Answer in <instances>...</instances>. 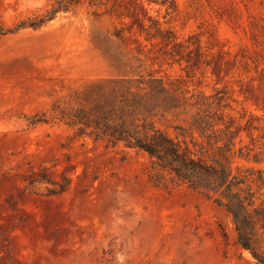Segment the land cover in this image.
<instances>
[{
  "label": "rangeland",
  "instance_id": "374dc122",
  "mask_svg": "<svg viewBox=\"0 0 264 264\" xmlns=\"http://www.w3.org/2000/svg\"><path fill=\"white\" fill-rule=\"evenodd\" d=\"M49 1L0 0V20L13 26ZM176 2L83 0L0 36V264H255L212 197L155 181L147 153L77 135L70 118L114 103V78L142 71L137 55L162 53L143 32L153 19L191 46L147 69L226 88L236 109L264 116V0ZM260 158L239 164L264 168ZM256 244L264 250V233Z\"/></svg>",
  "mask_w": 264,
  "mask_h": 264
},
{
  "label": "trees",
  "instance_id": "16d2710c",
  "mask_svg": "<svg viewBox=\"0 0 264 264\" xmlns=\"http://www.w3.org/2000/svg\"><path fill=\"white\" fill-rule=\"evenodd\" d=\"M82 1L50 0L13 26L0 20V36L23 28H40ZM87 1L94 5L110 2ZM152 1L177 7L176 0ZM159 24L153 19L143 32L146 40L162 39V53L137 55L138 67L143 70L114 78V103L76 110L70 117L77 125L76 133L108 145L143 151L150 158L155 181L170 179L208 194L232 216L238 243L250 250L255 264H264V250L256 244L264 233V168L239 164L240 159L262 160L264 116L244 107L236 109L235 99L226 88L212 92L190 89L183 79L167 80L147 69V65L160 62L161 56L181 60L191 46L172 39L173 31ZM171 44L176 47L170 49ZM205 61L211 60L206 57Z\"/></svg>",
  "mask_w": 264,
  "mask_h": 264
}]
</instances>
